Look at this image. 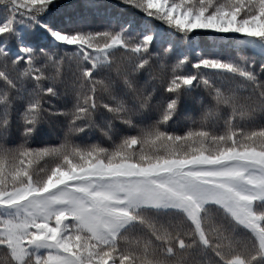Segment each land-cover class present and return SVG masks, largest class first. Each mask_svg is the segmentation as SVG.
Masks as SVG:
<instances>
[{"label": "snow or ice", "instance_id": "1", "mask_svg": "<svg viewBox=\"0 0 264 264\" xmlns=\"http://www.w3.org/2000/svg\"><path fill=\"white\" fill-rule=\"evenodd\" d=\"M0 264H264V0H0Z\"/></svg>", "mask_w": 264, "mask_h": 264}]
</instances>
